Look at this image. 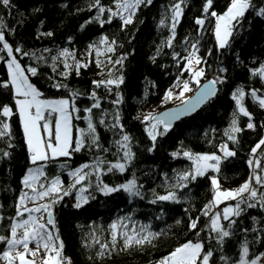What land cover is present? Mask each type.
<instances>
[{"label":"trees","instance_id":"obj_1","mask_svg":"<svg viewBox=\"0 0 264 264\" xmlns=\"http://www.w3.org/2000/svg\"><path fill=\"white\" fill-rule=\"evenodd\" d=\"M12 2L14 8L5 9L0 6V17L7 25L5 37L13 48L20 47L24 52L35 53V56H23L14 52L22 67L37 68L36 76L26 73L29 75V81L42 93V99L72 100L79 110L72 112L74 139L79 136V129L87 130L88 117L91 116L101 146L100 149L93 147L91 150L73 153L70 158L59 157L47 162L46 175L49 178L59 176L63 185L67 187L73 182L68 171L85 163L92 164L97 157L116 163L118 156L115 141L121 139V129L119 127L113 129L110 125L117 123L123 126V133L130 136L135 156L125 173L116 170L111 173L102 172L99 179L112 186L127 182L135 174L138 184L143 185L141 189L143 199L130 198L123 191L105 196L96 191L97 178L93 176L90 178L93 185L90 191L95 198L90 199L89 203L79 209L75 208L78 193L73 192L56 204L53 208L54 221L65 246L64 256L70 257L73 264H158L181 244L200 240L205 241L206 250L211 248L214 252L211 264H225V261L220 259L221 256L226 257L228 264H231L232 261L239 259L240 245L245 238L250 242L249 259L254 258V254L264 253V208L259 205L255 208H246L242 205L245 210L239 217H233L236 220L231 229L234 234L225 239L222 249L216 240L208 241L211 218L204 216L203 210L213 201L214 187L211 177L216 173L211 170L203 177L189 181L187 188L178 190V203H150L154 198L153 190L159 195L167 194L172 190L167 185L175 183L176 174L188 171L194 166L193 162L183 155L184 151H191L194 154L213 152L220 154L218 146L228 143L229 148L234 149L237 155L220 165L221 170L217 175L222 188L237 189L253 174L247 161L251 158V149L264 137V108L253 101L250 95H246L243 103L252 114L255 129H248L246 125L249 118L240 114L239 127L243 131L237 134L239 142L228 141L224 133L231 125L233 113L237 111L235 101L232 99V94L237 88H243L246 93L256 89L258 95L264 94V79L252 74V70L264 66V17L257 15L256 12L258 8L264 7V0H252L255 7L245 13L229 39V46L223 49L218 47L214 35L215 18L209 16L202 29L195 24V19L202 16L206 0H186V6L182 5L184 13L175 30L176 36L171 48L164 42L170 37L169 6L174 0H153L151 5H141L134 22L124 28L119 17H113L112 23L103 27L95 21L86 24V21L97 14L95 8H90L93 0H12ZM112 2L113 0H102L106 7ZM229 3L230 0H213V7L209 11L221 14ZM166 16L169 17L166 19L167 26H163L160 21ZM103 18H108L107 12ZM48 32L53 35H45ZM103 36L116 41V52L97 57L90 45L97 44ZM197 38L198 54L206 61V64H202L205 69L202 82L216 77L222 78L225 82L217 84L216 96L197 112L178 120L166 134L158 136L154 150L149 152L148 149L152 147L153 142L146 133L149 121L144 120V117L148 114L158 115L176 104L172 99H165L167 92L169 90L179 92L183 82L189 79L191 74L185 71L182 76L180 75L186 61L174 57V53H179L180 57L188 55L185 49L190 50V44ZM185 40H188L189 44H185ZM63 49L74 52L76 59L81 63H87L88 66L81 67L78 72L74 67L66 70L63 58H60L55 61L54 71L52 57L57 56ZM101 49L103 51V46ZM209 51L211 55L208 54ZM89 52L92 54L89 55ZM0 55H3L5 60L9 59L6 53ZM121 55L127 57L122 66L113 67L102 63L98 67L95 63L96 59L104 62L108 56L115 60ZM38 57L42 59H37ZM67 62L73 64L71 58ZM221 69L225 71H220ZM109 70L112 71L111 77L108 76ZM62 72L68 74L62 76L60 74ZM121 74L124 82L119 86L102 85L97 88L93 83ZM3 82H10V75L6 62L0 61V84ZM57 83L67 87L56 88L53 85ZM73 92L80 95L73 98ZM93 92L96 93L101 107L88 113L85 109L94 103L91 96ZM15 99V92L10 83L9 87L0 86V121L10 126L5 130L9 135L0 137V216L4 217L0 223V235L5 236L10 235L6 229L14 222L10 218L17 215L19 197L26 192L23 178L30 167L36 166L30 161ZM117 100L120 102L114 103ZM3 106L12 109L10 117L2 115ZM117 114L118 121L114 119ZM101 118L105 119L104 125L98 123ZM158 128L162 131L163 125H158ZM4 151L8 152L9 156L3 157ZM261 151H264V146L258 150V157ZM173 153L178 155L173 156ZM155 159L160 166L158 169H151L148 164L156 162ZM64 164H67V169L61 168ZM143 171L148 174H143ZM222 209L223 205L213 208L212 211ZM124 215L131 216L137 228L140 224H150L151 231L160 235L151 244L134 246L127 250H122L121 241L119 247L110 248L102 257L97 255L99 244L85 247L86 243H91L89 233H93L101 243L109 242L110 223ZM161 215L162 218L157 219ZM197 218H199L197 229L190 230V220ZM221 222L227 226L226 221ZM126 223L129 228L133 227L132 222ZM243 229H248V232L245 233ZM197 232L200 233L199 236ZM6 248V244L0 243V253Z\"/></svg>","mask_w":264,"mask_h":264},{"label":"snow or ice","instance_id":"obj_2","mask_svg":"<svg viewBox=\"0 0 264 264\" xmlns=\"http://www.w3.org/2000/svg\"><path fill=\"white\" fill-rule=\"evenodd\" d=\"M113 3L115 10L111 7H106L102 3V0H93L90 8H95L97 14L86 21V24L95 21L103 27L105 24H111L113 17H119L122 21V28L127 27L134 22V17L140 6L151 5L153 0H113ZM182 5L186 6V0H174V3L169 6L171 13V32L170 37L164 42L169 48L172 47V41L176 36L175 30L184 13V7ZM0 6L5 9L15 7L12 0H0ZM212 7L213 0H206L202 10V16L195 19V24L202 29L209 16L215 18L214 35L218 41V47L223 49L229 46V39L232 37L236 26L244 18L245 13L255 6L252 4V0H230L228 7L222 14H218L216 11L210 12L209 10ZM106 12L108 13L107 19L103 18ZM256 12L257 15L264 17V7L258 8ZM166 19H169V17L166 16L165 19H162L160 24L167 26ZM6 28L7 25L3 22V18L0 17V53H6V56L10 58L5 60V57L0 55V61L6 62L10 75V82H3L0 86L9 87L10 83L14 87L15 103L22 121L23 132L30 153V161L31 164L37 166L28 169L27 175L23 178V186L29 192L22 193L19 197L17 215L16 217L10 218L14 222L6 229L10 232V235H0V243L7 245V250L0 254V260L6 261L7 264H35V258L43 251L44 256L41 258V264H70V258L63 255V249L65 247L63 241L60 239L58 232H53L52 230L55 227L53 208L65 196H70L73 192L78 193L77 202L74 205L75 208L79 209L89 203L90 199L95 198L94 194L90 191L93 187L90 178L93 176L97 178L95 185L96 191H99L105 196L123 191L130 198L138 197L143 199L144 195L141 191L143 185L138 184L135 174L127 182L112 186L103 183L99 179L102 172L111 173L116 170L119 173H125L128 170V165L135 156V153L132 151L131 138L129 135L123 133L122 125L113 123L110 125L111 128L115 129L119 127L121 129V139L115 141L118 156L116 163L97 157L92 164L85 163L80 167L68 171V175L72 178L73 182L67 187L63 185V181L59 176L49 178L45 172L47 162L56 160L59 157L70 158L73 153H79L85 149L91 150L93 147L97 149L101 148L97 129L91 116H89L87 130L79 129V136L75 139L73 138V126L71 124L72 112L79 110L76 109L75 104L69 99L40 98L42 93L30 83L28 75H38L37 68L30 66L27 68L22 67L16 55H14V52L20 53L23 56H35V53L24 52L20 47L14 49L6 40ZM9 31L11 30L9 29ZM45 35L51 36L53 33L48 32ZM184 43L189 44V41L185 40ZM198 44L199 38L190 44V50L189 48L185 49L188 55L183 57H180L179 53H174V57L186 61V66L180 75L182 76L185 71L189 72L197 85L200 84V78L205 75V69L196 66L206 64V61L198 54ZM101 46H103V51ZM90 48L95 52L97 57L107 55L108 53H115L116 41L114 39L109 40V37L103 36L97 44L90 45ZM45 51L49 50L45 49ZM88 54L91 55L92 53L89 52ZM208 54L211 55V51ZM60 58H63V66L66 70L74 67L78 72L81 67L88 66L87 63H81L77 60L74 52L63 49L59 51L57 56L52 57L54 71L56 68L55 61ZM69 58L72 59L73 64L67 62ZM126 58V56L121 55L119 58L113 60L111 56H108L106 61L102 62L96 59L95 63L98 67L102 63L113 65V67L117 65L122 66ZM37 59H42V57H38ZM220 71L225 70L221 69ZM60 74L64 76L68 73L62 72ZM252 74L259 75L264 79V66L252 70ZM111 75L112 71L109 70L108 76L111 77ZM123 82L124 77L122 74L107 80L93 81L97 88L102 85L105 87L111 85L119 86ZM224 82L220 77L213 78L200 89L194 98L184 100L183 107L176 111L165 112L159 116L152 114L145 116L144 120L150 122L147 132L153 142L152 147L148 151L151 152L154 150L158 136L164 135L170 130L172 121L179 119L181 115L191 114L202 103L214 97L217 92L216 85L223 84ZM53 86L56 88L67 87L59 83ZM188 91H191L190 84L185 80L180 96L183 97L184 93ZM79 95L78 92L72 93L73 98H77ZM246 95H250L253 101L258 102L259 106L264 108V94L258 95V90L252 89L250 93H246L243 88H237L233 92L232 99L235 101L237 111L233 113L231 125L224 133L227 140L232 143L239 142L237 134L243 131L239 127L240 114L249 118V122L246 125L248 129H255L256 127L252 122V114L243 103ZM91 96L94 103L91 107L85 109L88 113H92L93 109H99L101 107L100 101L96 98V93L93 92ZM172 96L173 92L169 90L165 99H171ZM119 102V100L114 101V103ZM2 115L4 117H10L12 115V109L8 106H3ZM137 118L139 119V117ZM114 119L119 120L118 114ZM98 123L104 125L105 119L101 118ZM161 124L163 125L162 131L158 128V125ZM0 125H2L0 126V137L9 135V132L5 131L10 128L9 124L0 121ZM41 129L46 133V136L42 134ZM262 146H264V137L251 149V158L247 161L249 167L253 170V174L239 188L235 190H222L218 179L215 176L211 177V182L215 187V196L213 201L205 206L203 215L211 218L207 236L208 241L216 240L221 249L225 239L234 234L231 231L232 226L236 224V220L233 217H239L245 210V207L255 208L259 205L261 208H264V165H262L264 151L260 152L259 157L257 155L258 150H261ZM218 148L222 155H218L215 152L209 154H194L191 151H184L183 155L191 160L194 166L188 171L176 174L175 183L167 185L168 188L172 189L167 194L159 195L153 190L154 198L150 203H178V190L187 188L189 181H195L197 177H203L209 170L219 173L221 163L237 155L234 149L229 148L228 143H222ZM102 150L107 151V149ZM121 153L122 155H120ZM176 155L178 153H173V156ZM2 156L7 157L9 153L4 151L2 152ZM121 160L123 162H120ZM105 165H107L106 168L104 167ZM61 168L67 169V164L61 165ZM40 201L44 202L40 203ZM225 201H236V203L234 205L228 204L220 211H212L213 208L218 207L219 204ZM28 203L34 206L28 207ZM242 205L245 207H242ZM25 213H27L26 218ZM161 218L162 215L157 217V219ZM3 220L4 217L0 216V223ZM222 220L227 222V226L221 222ZM198 221L199 218L190 220V230L197 229ZM126 222H132L133 227L129 228ZM135 225L136 222L132 221V217L129 215L117 217L109 225L111 235L109 242L101 243L93 233H89L91 243H86L85 247H93L99 244L100 247L97 255L102 257L110 248L119 247L121 241L122 250H127L134 246L142 247L146 244H151L160 235V233L151 231L150 224H140L138 228ZM243 231L247 233L248 229H243ZM253 231H256V229H253ZM197 235L199 236L200 233L197 232ZM249 243L247 238H245L240 245L239 259L232 261L231 264H264V253L259 255L254 254V258L249 259ZM30 244L34 245V247L30 248ZM213 256L214 252L211 248L205 249V241H187L176 247L168 256L161 259L158 264H211ZM220 259L225 261V264H228L226 257L221 256Z\"/></svg>","mask_w":264,"mask_h":264},{"label":"rangeland","instance_id":"obj_3","mask_svg":"<svg viewBox=\"0 0 264 264\" xmlns=\"http://www.w3.org/2000/svg\"><path fill=\"white\" fill-rule=\"evenodd\" d=\"M107 7H111V8H113V10H115V5H114V3L112 2L111 3V5H108ZM225 12V11H224ZM223 13V12H222ZM221 13V14H222ZM216 42H217V45H218V41L216 40ZM10 59V58H9ZM196 67H202V65H199V66H196ZM202 78H200V84L199 85H197L195 82H194V80L192 79V77H190L189 79H187V81L189 82V84H190V88H191V91H188V92H185L184 93V95H183V97H181L180 96V92H181V90H182V87H181V90L179 91V92H173V96H172V100H174V103H176L174 106H176V105H180V104H182L183 103V101L184 100H188L189 98H191L192 97V95L195 93V90L202 84V80H201ZM31 83V82H30ZM34 85V84H33ZM35 86V85H34ZM183 86V85H182ZM36 87V86H35ZM37 88V87H36ZM194 88H195V90H194ZM42 99V98H41ZM45 99H69L70 101H72L70 98H45ZM149 115V114H148ZM42 123V122H41ZM71 124H72V126H73V117H72V119H71ZM149 126H150V122L147 124V129L149 128ZM73 129H74V127H73ZM147 129H146V131H147ZM41 131H42V134L43 135H45L46 136V133H44L43 132V129H41ZM147 134H148V132H146ZM218 155H222L221 153L220 154H218ZM146 161V160H145ZM154 161H156V159L154 160ZM148 163V162H147ZM149 165V167L151 168V169H158V167L160 166V164L156 161V162H154V163H151V164H148ZM37 166V165H36ZM36 166H32V167H30V168H35ZM29 168V169H30ZM27 172H28V170H27ZM27 172H26V174H25V176L27 175ZM143 174H148L147 172H145V171H143ZM24 176V177H25ZM213 176H215L217 179H218V181H219V177H218V175H217V173L216 174H212V177ZM219 184H220V181H219ZM111 186V185H110ZM214 187V186H213ZM220 188L222 189V190H235V189H231V188H227V189H225V188H222L221 187V184H220ZM26 192H29V190L26 188ZM214 196H215V187H214V195H213V199H214ZM44 201H40V203H43ZM76 202H77V200H76ZM228 204H232V205H234V203L232 202V201H225L224 203H221V204H219V206H221V205H223V208L226 206V205H228ZM27 206L28 207H33L34 205L33 204H31V203H28L27 204ZM218 206V207H219ZM25 218L27 217V213H25ZM53 232H58V229L56 228V227H54L53 229ZM58 234H59V232H58ZM60 237V236H59ZM29 247L30 248H32V247H34V245H29ZM6 250H7V248H6ZM3 253V252H2ZM2 253H0V254H2ZM44 256V252L43 251H41L40 252V254L35 258V264H41V258ZM68 258H70V257H68ZM29 259H31V257H29ZM0 262H6V261H3V260H0ZM70 264H73V262H72V259L70 258Z\"/></svg>","mask_w":264,"mask_h":264},{"label":"water","instance_id":"obj_4","mask_svg":"<svg viewBox=\"0 0 264 264\" xmlns=\"http://www.w3.org/2000/svg\"><path fill=\"white\" fill-rule=\"evenodd\" d=\"M209 81H211V80H207V81L202 82V84H201V85L195 90V93L192 95L191 98H194V97L197 95V93L200 91V89H201L204 85H206ZM216 88H217V92H216V94H217V93H218V85H216ZM215 96H216V95H215ZM215 96H214V97H215ZM214 97H211V98H209L206 102L202 103V104H201L199 107H197L196 110L193 111L191 114H184V115H181L179 119L174 120V121L171 122L172 125H173L175 122H177L178 120H180V119H182V118H184V117H188V116L193 115V114H194L195 112H197V111H198V110H199L204 104H206L209 100H211V99L214 98ZM181 107H183V103L180 104V105L171 106V107H169V108H166V109H164L163 111H161L157 116L162 115V114L165 113V112L176 111L177 109H179V108H181Z\"/></svg>","mask_w":264,"mask_h":264},{"label":"crops","instance_id":"obj_5","mask_svg":"<svg viewBox=\"0 0 264 264\" xmlns=\"http://www.w3.org/2000/svg\"><path fill=\"white\" fill-rule=\"evenodd\" d=\"M13 90H14V87H13ZM41 98V97H40Z\"/></svg>","mask_w":264,"mask_h":264}]
</instances>
